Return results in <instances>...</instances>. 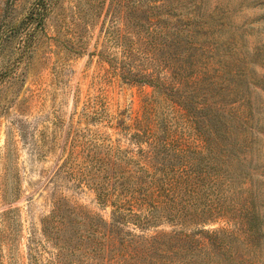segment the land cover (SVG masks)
<instances>
[{"label":"rangeland","instance_id":"1","mask_svg":"<svg viewBox=\"0 0 264 264\" xmlns=\"http://www.w3.org/2000/svg\"><path fill=\"white\" fill-rule=\"evenodd\" d=\"M207 255L264 264V0H0V264Z\"/></svg>","mask_w":264,"mask_h":264},{"label":"trees","instance_id":"2","mask_svg":"<svg viewBox=\"0 0 264 264\" xmlns=\"http://www.w3.org/2000/svg\"><path fill=\"white\" fill-rule=\"evenodd\" d=\"M41 17L42 16L39 17V21ZM26 18H28L29 20L32 19V14L29 13L28 17ZM174 254L178 256L177 253L174 252ZM175 262H177V264H216V262L212 259V255H207L204 257V259H188L187 257L180 256V258L178 260H175Z\"/></svg>","mask_w":264,"mask_h":264}]
</instances>
